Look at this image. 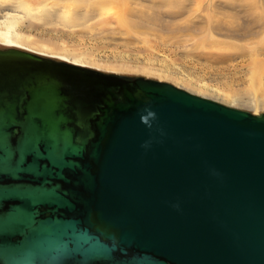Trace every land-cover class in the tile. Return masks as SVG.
<instances>
[{
	"label": "water",
	"instance_id": "water-1",
	"mask_svg": "<svg viewBox=\"0 0 264 264\" xmlns=\"http://www.w3.org/2000/svg\"><path fill=\"white\" fill-rule=\"evenodd\" d=\"M0 264H264V113L0 48Z\"/></svg>",
	"mask_w": 264,
	"mask_h": 264
},
{
	"label": "rangeland",
	"instance_id": "rangeland-1",
	"mask_svg": "<svg viewBox=\"0 0 264 264\" xmlns=\"http://www.w3.org/2000/svg\"><path fill=\"white\" fill-rule=\"evenodd\" d=\"M31 3L32 14L42 11ZM76 4L67 3L72 6L69 17L59 20V26L31 32L28 24L22 27L95 65L85 68L170 83L200 97L237 100L245 104L239 110L254 114L258 107V114L264 113V0H108L94 9L97 18L87 22L73 21L74 8L85 5ZM126 13L160 16L163 28L143 23L129 31L102 23ZM0 48L10 47L0 43Z\"/></svg>",
	"mask_w": 264,
	"mask_h": 264
},
{
	"label": "bare ground",
	"instance_id": "bare-ground-1",
	"mask_svg": "<svg viewBox=\"0 0 264 264\" xmlns=\"http://www.w3.org/2000/svg\"><path fill=\"white\" fill-rule=\"evenodd\" d=\"M32 1L34 3L36 2V4L38 3V5L41 6L40 8L42 9V11L37 12L38 13L37 15L32 14V12L29 10L28 6L29 4H32L31 3ZM107 1L108 0H29V2L24 1V0L0 1V16L3 19L2 21H0V43L10 48L25 50V51H28V52H31V53H34V54H37L43 57L60 59L64 62L73 64L76 66L93 68L95 65L89 62L87 58H84L83 56H77L75 55V53L73 54L69 49L65 47V45L59 44L56 46V44L49 43L48 41H42L32 36L29 33L27 34L25 30L23 29L22 25L28 24L29 26L27 27V30H30V32L32 30L38 31L40 29H43V28H39L40 26L42 27L59 26V20H62V19L64 20L65 18H67V16L69 17L68 10H69V7L73 3H77V4L84 3L85 4L83 7H80L78 9H75V8L74 10L72 9L74 11V12L72 11L73 12L72 19H74L73 21L86 20L87 22L90 20H95L97 18L96 16L97 13L95 12L94 9L96 7H100V5H103V3H106ZM124 1H127V0H124ZM67 3L68 4L71 3V5H67ZM123 3H127V2H123ZM96 10H100V9L96 8ZM161 22H162V18L157 15H153L152 17L148 15H144V14L133 16V15H129L128 13H126V14H120L114 20H103L102 23L104 26H111L113 23H115L119 25L120 27L125 28L129 31H136V30H139V28L143 27L144 25L143 23L160 26ZM36 24L38 25L36 26ZM255 24H258V23L255 21ZM160 27L163 28V26H160ZM71 28L73 27L72 26H68V28L66 26L64 27V29H71ZM245 31H249V30H245ZM46 33L49 34L47 31ZM257 62L258 61L256 60V58L253 59L254 64H256ZM196 93H201V92L196 91ZM203 97L206 99L218 102L220 104L228 105L231 108H237V107L245 105V104L242 105L241 102L237 100H232L231 102H227L226 99L222 100V99H219L218 97H214L215 98L214 99L213 97H209V96L207 97V95L205 96V94ZM217 100H222V102L217 101ZM255 106L257 105L255 104ZM257 108L258 107H256V110L254 113L255 115H259ZM261 108L263 110L264 106Z\"/></svg>",
	"mask_w": 264,
	"mask_h": 264
}]
</instances>
